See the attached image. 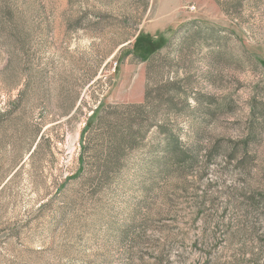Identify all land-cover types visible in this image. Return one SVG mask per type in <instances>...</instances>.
Masks as SVG:
<instances>
[{"label": "rangeland", "instance_id": "rangeland-1", "mask_svg": "<svg viewBox=\"0 0 264 264\" xmlns=\"http://www.w3.org/2000/svg\"><path fill=\"white\" fill-rule=\"evenodd\" d=\"M156 88L164 101H145ZM133 104L151 125L141 146L103 163ZM96 110L113 140L105 122L83 132ZM165 122L200 149L192 175L161 171ZM255 189L264 0H0V264H264Z\"/></svg>", "mask_w": 264, "mask_h": 264}, {"label": "trees", "instance_id": "trees-1", "mask_svg": "<svg viewBox=\"0 0 264 264\" xmlns=\"http://www.w3.org/2000/svg\"><path fill=\"white\" fill-rule=\"evenodd\" d=\"M151 47H153V43L151 44ZM158 50L159 49L152 50V53L149 52L146 58L138 57V56L136 57L140 58L142 62H148L152 58V56L158 52ZM167 87L172 88L171 85H167ZM158 92H159L158 88L154 90L147 89L145 92L144 100L149 101V98L151 97L152 94H155L157 98H160V100L162 98L163 100V96H161V93L159 95ZM165 101L169 103L170 109L176 108V105L171 103V99ZM186 106L188 107L187 104ZM142 108L143 107L141 105L133 104L132 106H129L128 108L129 110L131 111L135 110L137 113L135 112L133 117L127 118L128 120L126 121L123 127V132H122L123 136L118 142V145H116L114 142L115 148L112 147L111 143L108 147H106L107 155L103 163L106 162L107 164H116L120 160L119 157H117V154L118 155L121 154V152L119 151H121L120 149L123 147L129 148V150L131 151H135L136 149H139V147L141 146L140 145L141 142L145 138L146 130H148L149 127L151 126L150 124L148 125L147 123L148 119L144 117V112L141 111ZM99 111L100 110H96L95 112L93 111V114L88 119V123H86L83 132H86L91 127H93L95 121H98L97 123L99 124L98 125L95 124V125L100 126V130H101V125H103V123L105 122V124L103 125V129L105 130L103 131L104 138L102 139V142L104 143V141L105 142H107L108 140L111 141L114 131H112L111 129V123L109 122V120H107L108 117L106 115L100 116L98 114ZM92 116L94 117L92 118ZM100 122L103 123L100 124ZM154 125L156 129V134H158V137L160 139L158 138L157 143L155 142L150 149H158L159 151L162 152L163 154L162 164L164 166H161V171L164 173V176L166 175L171 176L175 172L178 174L179 177L181 176L182 179L185 178L187 175H192L194 171L196 172L197 168L199 167V164L197 163L198 162L197 156L199 154L200 149L197 147L191 148L189 145L186 146L187 149L182 148V142L180 141L179 135H174V133H172L171 130L172 127L170 126V124H167V122L162 124H154ZM112 128L114 129V127ZM114 154H116L115 159H114ZM234 157L235 155L231 156V158ZM209 160L211 159H208V161ZM210 164L212 163H205L204 168L205 167L206 168L202 172V175L199 178L200 180L201 177L205 175L208 169L207 167ZM76 175L73 176V179L74 177H76ZM185 180L186 179H183L184 182ZM200 180L197 182V184H199V186L197 187L198 190L200 189ZM197 188H195V192L197 191ZM215 189H216L215 184H212V185H207L203 190H200V194L197 195L194 202L195 210H197L196 211L197 216L200 213V210H202V208L205 205L207 204L211 206L213 205L215 201V197H211L209 193L213 192ZM253 192L254 193L249 195L250 202L248 203V207L250 209H254V208L259 209L260 207L259 205H264L263 204L264 201L260 199V196H264V193L261 190H256V189L253 190ZM204 224H207V221H205Z\"/></svg>", "mask_w": 264, "mask_h": 264}]
</instances>
